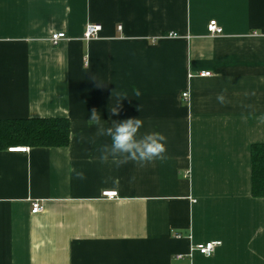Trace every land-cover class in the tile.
Segmentation results:
<instances>
[{
    "label": "crops",
    "instance_id": "crops-1",
    "mask_svg": "<svg viewBox=\"0 0 264 264\" xmlns=\"http://www.w3.org/2000/svg\"><path fill=\"white\" fill-rule=\"evenodd\" d=\"M92 108L141 118L167 158L100 163ZM31 117L69 118L71 143L0 150V264H264V0H0V119Z\"/></svg>",
    "mask_w": 264,
    "mask_h": 264
},
{
    "label": "clouds",
    "instance_id": "clouds-1",
    "mask_svg": "<svg viewBox=\"0 0 264 264\" xmlns=\"http://www.w3.org/2000/svg\"><path fill=\"white\" fill-rule=\"evenodd\" d=\"M96 87H104V83L97 76L93 77ZM139 89L132 90L133 97H139ZM130 98L127 92L114 91L112 94V104L110 113L119 117L123 109L121 103L124 99ZM219 99L223 102L224 97ZM89 122L95 127L91 142L95 143L100 138H106V142L99 145L96 149L99 153L97 159L102 164L109 162L116 165L117 168L129 163L135 162L143 167L146 164L157 160L163 161L166 157L167 137L160 132L140 133L144 126L141 118L128 117L126 119L112 120L109 125L102 118L96 108L90 110ZM107 125V126H106ZM78 178L83 179L84 173L78 172Z\"/></svg>",
    "mask_w": 264,
    "mask_h": 264
},
{
    "label": "trees",
    "instance_id": "trees-1",
    "mask_svg": "<svg viewBox=\"0 0 264 264\" xmlns=\"http://www.w3.org/2000/svg\"><path fill=\"white\" fill-rule=\"evenodd\" d=\"M71 122L65 117L0 119V150L10 146L67 147ZM252 195L264 197V143L253 144Z\"/></svg>",
    "mask_w": 264,
    "mask_h": 264
},
{
    "label": "built area",
    "instance_id": "built-area-1",
    "mask_svg": "<svg viewBox=\"0 0 264 264\" xmlns=\"http://www.w3.org/2000/svg\"><path fill=\"white\" fill-rule=\"evenodd\" d=\"M101 29H102L101 24L89 23L86 26V29L84 32V39L91 40V39L97 38ZM207 29H208V33L211 36L221 35L223 34V31H224L223 27L216 20H211L207 26ZM64 38H66V34L64 32H59V33L53 34L50 40L54 45H57ZM200 75L203 77L211 76V72H202ZM188 96H189L188 93L183 94V97L185 99H187ZM27 150H28L27 147L10 148V151H14V152L16 151L25 152ZM117 195H118V192L116 191H107L103 193V196L108 197V198H115L117 197ZM43 208L44 207L40 200H34L32 202V213L33 214L40 213L43 210ZM178 237H181V235L179 234ZM220 244L221 242L219 241H211V242H207L204 244H199L195 248H193L191 252H193L194 250H197L199 253L203 255L210 256L215 252L216 248ZM183 257L185 256L184 255L178 256V258H183Z\"/></svg>",
    "mask_w": 264,
    "mask_h": 264
}]
</instances>
